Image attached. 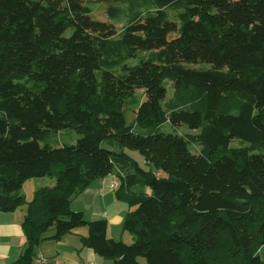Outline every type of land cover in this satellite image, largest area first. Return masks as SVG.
<instances>
[{
  "label": "trees",
  "instance_id": "trees-1",
  "mask_svg": "<svg viewBox=\"0 0 264 264\" xmlns=\"http://www.w3.org/2000/svg\"><path fill=\"white\" fill-rule=\"evenodd\" d=\"M62 130L74 144L53 143ZM109 174L130 243L70 206ZM21 205L9 264L81 226L110 264H264V0H0V211Z\"/></svg>",
  "mask_w": 264,
  "mask_h": 264
},
{
  "label": "crops",
  "instance_id": "crops-1",
  "mask_svg": "<svg viewBox=\"0 0 264 264\" xmlns=\"http://www.w3.org/2000/svg\"><path fill=\"white\" fill-rule=\"evenodd\" d=\"M45 178L46 177L35 178V180L32 181V195L25 194L22 186L21 191L27 200L32 198L37 188L54 184L52 178L50 180ZM113 180V174L94 180L78 195L81 196V199L76 200L73 198L70 206L74 210L82 211L83 214L86 213V211H90L93 216H97L99 219H106L107 236L116 238V231L112 227L117 225L120 232L122 221H112V216L108 217L107 212L102 210L103 200L105 204L107 198H111L113 204L116 202L111 188ZM79 200H82V203ZM26 211V205H21L13 211H0V264H9L13 262L24 249L25 237L21 223ZM52 231L53 230H50L51 233L47 236L48 238H45L36 246L35 251L37 256L42 255L46 258L54 259L56 264H89L91 262L95 264H110V260L98 256L91 248L81 246L79 235L86 234V228L84 226L77 228V233L66 234L58 240L49 238V236L53 234ZM123 237L124 236L121 235L120 239L124 240ZM37 256L35 258L36 264H40L37 261Z\"/></svg>",
  "mask_w": 264,
  "mask_h": 264
},
{
  "label": "rangeland",
  "instance_id": "rangeland-1",
  "mask_svg": "<svg viewBox=\"0 0 264 264\" xmlns=\"http://www.w3.org/2000/svg\"><path fill=\"white\" fill-rule=\"evenodd\" d=\"M93 7H94V11H93L92 15H93L94 18H96L98 20H101V21H106V22L110 21L108 16H107V14H106V12H105V7H106V3L105 2H95V3H93ZM119 25L120 24H116L117 27ZM132 62H137V60L133 59ZM167 89H168V93H169L170 90H171V88L169 87V84L167 85ZM137 93H141V90H137ZM123 111H124V117H125L126 124H129V125L131 124L132 125L134 123V119H135V110L132 109V105H130L129 103H125L124 106H123ZM138 130H139L138 128L135 129V131H138ZM177 130H178V132H181V133H183V132L195 133L194 130H189L186 125L178 126ZM158 131H165V132L173 131V128L171 129V126H169L167 124L165 126L160 127L158 129ZM78 137H79V135L76 134L74 131L62 130V131L57 132V134H55V141H53V143L54 144H59V145H62V144H74L75 140ZM101 145L103 147H105V148H108V149L112 150V151L118 152V151L121 150V148L118 146V144L115 141H104V142H102ZM124 150L141 167H144V168L146 167L145 160H144L143 156L139 153L138 150L127 149V148L124 149ZM198 150H199V147L193 145L192 151H198ZM43 177H46L45 179H48V180L51 179L48 176H43ZM113 179L114 180L111 183L112 190H114V188L116 187V184H117L114 177H113ZM34 180H35V178H31V179H28V180H26L24 182L23 190H24L25 194L32 195L31 192L33 191V187L31 186V183ZM27 198H29V197H27ZM74 199H76V200L77 199H81V196H76V197H74ZM114 199L116 200L115 204H113V202L111 201V198L110 199L109 198L106 199V204H105V202L103 200L102 210L107 212L108 217L112 216V221H115V222L122 221L120 232H119V229H118L117 225L112 227L116 231V233H115L116 238H113V239L122 240V239H120V236L122 235V236H124L123 237L124 240H122V241H124L126 243H130V242L133 241V239H131L133 237V235L130 234L129 232H127V231H124L123 228H122L123 227V220H124L125 214H126V212L128 210L127 204L125 202L117 200L115 198V196H114ZM79 201H81V203H82V200H79ZM76 211H80V210H76ZM121 214H123V215H121ZM84 218L86 219V221H93L94 219H99V217L93 216L90 211H86V213H84ZM117 229H118V231H117ZM53 232H54V230L52 231V233ZM86 232H87V229H86ZM50 233H51L50 230L47 231L45 236H48ZM139 261H140L141 264H147L145 258H143V257H140ZM33 264H36V260L34 261ZM46 264H48V263H46Z\"/></svg>",
  "mask_w": 264,
  "mask_h": 264
},
{
  "label": "built area",
  "instance_id": "built-area-1",
  "mask_svg": "<svg viewBox=\"0 0 264 264\" xmlns=\"http://www.w3.org/2000/svg\"><path fill=\"white\" fill-rule=\"evenodd\" d=\"M37 261L40 263V264H46V263H54L56 264V261L54 259H50V258H46L42 255H38L37 256ZM89 264H95V263H89Z\"/></svg>",
  "mask_w": 264,
  "mask_h": 264
}]
</instances>
